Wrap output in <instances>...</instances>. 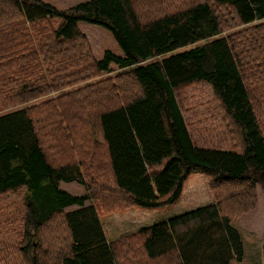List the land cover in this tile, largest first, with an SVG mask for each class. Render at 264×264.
<instances>
[{
    "label": "trees",
    "instance_id": "obj_1",
    "mask_svg": "<svg viewBox=\"0 0 264 264\" xmlns=\"http://www.w3.org/2000/svg\"><path fill=\"white\" fill-rule=\"evenodd\" d=\"M80 22L109 29L124 56L97 59ZM113 65L124 71L91 81ZM196 83L228 118L226 148L193 137L179 96ZM197 171L215 201L108 238L102 214L173 205ZM258 185L264 0H0V253L13 264H231L232 222Z\"/></svg>",
    "mask_w": 264,
    "mask_h": 264
},
{
    "label": "rangeland",
    "instance_id": "obj_2",
    "mask_svg": "<svg viewBox=\"0 0 264 264\" xmlns=\"http://www.w3.org/2000/svg\"><path fill=\"white\" fill-rule=\"evenodd\" d=\"M46 1L58 8H67L85 0ZM246 27L248 26L239 25L229 30L228 33H235ZM80 28L97 59H102L107 50L124 56L121 47L109 29L90 22H80ZM223 34L226 35L227 32ZM206 42L208 41H201L197 45H202ZM113 68L111 72L102 73L91 81L96 82L101 78L114 77L124 71L115 65H113ZM55 95V93L52 94V96ZM179 99L184 117L189 123L193 137L198 144L224 148L229 146L230 139L226 123L228 118L216 100L212 88L207 83H196L183 89L180 92ZM60 187L72 194H87L85 187L77 182L62 181L60 182ZM257 193L258 203L256 208L232 222L238 231L242 243L243 256L241 259H233L231 264H264V210L261 209L259 204L264 192L260 185L257 186ZM11 197L13 198V196ZM213 201H215V196L209 179L203 172L197 171L186 182L183 196L175 204L157 208L133 206L123 211L102 214L101 222L108 238L111 241H116L119 238L131 236L144 227L165 221L171 216ZM88 202L87 200L86 203ZM2 243L4 244V241ZM3 252V255L0 253V264H13L7 255V249L3 248ZM122 258L123 256H120L121 263H123Z\"/></svg>",
    "mask_w": 264,
    "mask_h": 264
},
{
    "label": "crops",
    "instance_id": "obj_3",
    "mask_svg": "<svg viewBox=\"0 0 264 264\" xmlns=\"http://www.w3.org/2000/svg\"><path fill=\"white\" fill-rule=\"evenodd\" d=\"M262 202H264V195L261 197V202H260V200H259L260 207H261L262 210H264V209H263V208H264V203H262ZM259 204H258V205H259ZM263 236H264V230H263Z\"/></svg>",
    "mask_w": 264,
    "mask_h": 264
}]
</instances>
